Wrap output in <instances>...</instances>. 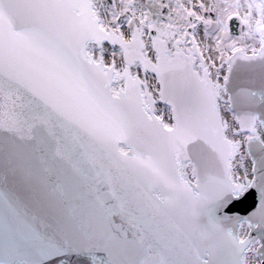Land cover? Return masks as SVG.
I'll return each mask as SVG.
<instances>
[{
	"label": "snow or ice",
	"instance_id": "obj_1",
	"mask_svg": "<svg viewBox=\"0 0 264 264\" xmlns=\"http://www.w3.org/2000/svg\"><path fill=\"white\" fill-rule=\"evenodd\" d=\"M0 264H264V0H0Z\"/></svg>",
	"mask_w": 264,
	"mask_h": 264
},
{
	"label": "water",
	"instance_id": "obj_2",
	"mask_svg": "<svg viewBox=\"0 0 264 264\" xmlns=\"http://www.w3.org/2000/svg\"><path fill=\"white\" fill-rule=\"evenodd\" d=\"M251 204V198L242 200L241 202L236 203L233 208V211H239L241 214H245L246 210H249Z\"/></svg>",
	"mask_w": 264,
	"mask_h": 264
}]
</instances>
